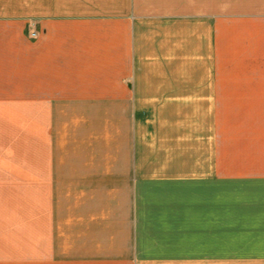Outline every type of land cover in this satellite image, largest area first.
<instances>
[{
    "label": "crops",
    "instance_id": "obj_1",
    "mask_svg": "<svg viewBox=\"0 0 264 264\" xmlns=\"http://www.w3.org/2000/svg\"><path fill=\"white\" fill-rule=\"evenodd\" d=\"M0 264H264V0H0Z\"/></svg>",
    "mask_w": 264,
    "mask_h": 264
}]
</instances>
